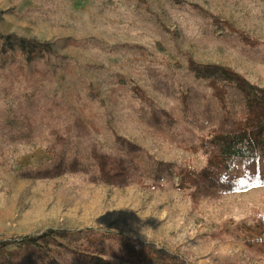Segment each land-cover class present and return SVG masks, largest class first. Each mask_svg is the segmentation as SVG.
<instances>
[{"label": "rangeland", "instance_id": "obj_1", "mask_svg": "<svg viewBox=\"0 0 264 264\" xmlns=\"http://www.w3.org/2000/svg\"><path fill=\"white\" fill-rule=\"evenodd\" d=\"M2 28L54 52L28 61L0 41V240L78 232L56 238L47 264H84L88 230L112 231L91 251L116 263L143 264L127 237L189 264H264L248 242L264 159L233 160L212 186L179 177L207 168L214 137L247 112L237 88L224 83L223 106L189 61L264 88V0H0Z\"/></svg>", "mask_w": 264, "mask_h": 264}, {"label": "trees", "instance_id": "obj_2", "mask_svg": "<svg viewBox=\"0 0 264 264\" xmlns=\"http://www.w3.org/2000/svg\"><path fill=\"white\" fill-rule=\"evenodd\" d=\"M217 21V19H215ZM218 22H221L218 20ZM229 28L234 30L230 25ZM0 41L2 46L13 48L18 46L28 61L43 57L45 54L53 53V43L42 42L35 38L20 37L10 32V28L0 29ZM198 78L207 79L209 86L215 91L216 97L226 106V87L228 83L240 91L245 99L246 117L240 121L234 131L230 133L218 132L214 142L219 150L207 162L208 167L202 171L186 168L180 172V186L187 188L189 185L205 183H219L222 180V172H227L232 167V161L238 158H262L264 159V88L252 84L236 70L217 64L200 65L189 61ZM139 95L141 89L134 88ZM144 95V94H142ZM106 165L103 164V172ZM105 174L106 173H102ZM183 187V188H184ZM91 230L85 231L84 236L89 246L84 249V264H124L113 262L103 255L91 251L93 247L100 246L107 235H91ZM248 232L253 234V240L248 241L251 245H257L264 253V215L258 224ZM79 236L78 232L70 229H48L40 236L15 237L9 240H0V258L5 259L8 264H14L15 259L26 258V264H47L56 253L57 237ZM124 244L129 257H133L143 264H189L187 260L176 253L165 248L158 247L154 243H145L139 239L127 238ZM17 245V249L9 251L8 247Z\"/></svg>", "mask_w": 264, "mask_h": 264}]
</instances>
